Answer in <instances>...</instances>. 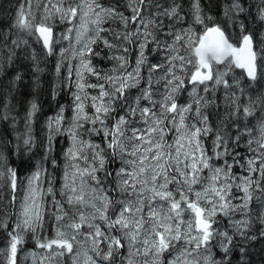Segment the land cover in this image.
<instances>
[{
  "label": "snow or ice",
  "instance_id": "1",
  "mask_svg": "<svg viewBox=\"0 0 264 264\" xmlns=\"http://www.w3.org/2000/svg\"><path fill=\"white\" fill-rule=\"evenodd\" d=\"M255 7L23 0L7 31L0 21V73L21 56L43 71L37 49L18 55L30 37L57 57L53 99L70 96L30 174L0 150V264H249L245 243L264 240V0ZM39 110L30 102L27 152Z\"/></svg>",
  "mask_w": 264,
  "mask_h": 264
},
{
  "label": "trees",
  "instance_id": "2",
  "mask_svg": "<svg viewBox=\"0 0 264 264\" xmlns=\"http://www.w3.org/2000/svg\"><path fill=\"white\" fill-rule=\"evenodd\" d=\"M22 2L23 0H0V21L5 22V31H7V26L14 19L17 7ZM219 2L223 4L224 0H219ZM245 2L246 6L252 5V16H255V5L259 3V0H245ZM213 15H219V18L223 19L221 9L214 8ZM249 23H251V20ZM111 27L119 30L121 26L117 22L111 23ZM11 38L16 37L12 36ZM29 43L31 47L22 45V49L17 50L18 55L23 51L24 56H30L32 49H37L40 58L39 66L43 71L34 72L33 62L21 56L13 65L5 64L4 71L0 73V115L5 112L9 115L8 120H0V137L3 138L2 142H0V150L7 156L5 166L17 168L22 177L30 174L34 170L36 163L42 159L44 145L47 143L45 123L47 118L54 116L60 105L67 104V92L64 88L59 90V95L55 99L52 96V89L56 82L54 69L57 57L44 59L42 53H40L39 45L35 44L32 39H29ZM128 47L134 48L135 46L129 45ZM132 56L130 54V57ZM97 62L94 60V63ZM100 63H103L106 68L111 66L109 62ZM236 71L239 72L240 70L237 69ZM18 72L21 74L22 79L13 84V78ZM32 101L38 103L40 110L33 117L31 124V135L35 139L36 147L31 152H27L23 146V139L28 132L26 117ZM218 103H221V101H218ZM5 105H7V109ZM66 143V137L58 138L56 143L57 153H60L61 149H65ZM17 144L20 145V152L16 150ZM19 190L20 188L18 187L16 192V211L18 210ZM7 199L8 197L6 196L5 200L7 201ZM0 247H3V245L0 244ZM245 247L248 251L247 259L249 264H264V240L252 241L250 244L245 243ZM238 258L239 252L234 253L233 260L235 261Z\"/></svg>",
  "mask_w": 264,
  "mask_h": 264
},
{
  "label": "rangeland",
  "instance_id": "3",
  "mask_svg": "<svg viewBox=\"0 0 264 264\" xmlns=\"http://www.w3.org/2000/svg\"><path fill=\"white\" fill-rule=\"evenodd\" d=\"M105 2H107V0H105ZM109 26L111 27V23H109V24H105V25H104V27H109ZM62 27H63V26H61V30H62ZM197 27H198V26H197ZM57 34H59V32H58ZM102 35H107V33H102ZM26 38H28V39H32V38H30V37H26ZM109 38H110V37H109ZM64 46H65V47L67 46V41L64 42ZM131 58H134V56H132ZM73 63H75V61H73ZM92 79H93V81H94V78H92ZM65 91L67 92V95H66V103L68 104V103L70 102V96H69V94H68V90L65 89ZM65 116H66V117H70V116H71V112H70V111H66ZM253 124H255V121H253ZM67 146H68V141H67V143H66V147H67ZM66 147H65V148H66ZM241 151L243 152L244 149L241 148ZM19 188H20V190H19V196H18V210H19V205H20V203L23 201V196H24V188H23L22 186H20ZM18 210H17V211H18ZM237 218H238V217H237ZM49 235H51V233H49ZM28 247L31 248L32 245L29 244Z\"/></svg>",
  "mask_w": 264,
  "mask_h": 264
}]
</instances>
